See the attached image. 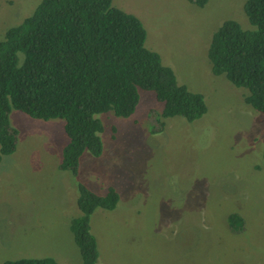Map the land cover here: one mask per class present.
<instances>
[{"label": "rangeland", "instance_id": "rangeland-1", "mask_svg": "<svg viewBox=\"0 0 264 264\" xmlns=\"http://www.w3.org/2000/svg\"><path fill=\"white\" fill-rule=\"evenodd\" d=\"M246 0H112L137 16L145 46L159 53L180 84L203 95L196 120L163 118L152 91L139 89L130 116L97 114L103 148L85 152L78 174L61 170L64 120L37 119L12 108L16 148L0 162V264L51 257L82 264L69 229L78 216V184L98 194L114 188L111 210L97 208L90 230L99 264H264V115L247 89L215 75L207 56L226 19L251 28ZM40 0H0V39ZM158 118V120H157ZM238 213L244 227L232 230Z\"/></svg>", "mask_w": 264, "mask_h": 264}, {"label": "trees", "instance_id": "trees-1", "mask_svg": "<svg viewBox=\"0 0 264 264\" xmlns=\"http://www.w3.org/2000/svg\"><path fill=\"white\" fill-rule=\"evenodd\" d=\"M187 1L200 7L207 2ZM243 9L251 28L224 20L211 35L207 56L213 74H224L233 85L247 89L245 101L264 115V0H246ZM145 40L141 20L113 6L112 0H40L0 39V162L16 148L17 130L9 122L12 108L32 118L64 120L68 141L59 168L74 175L85 152L96 157L102 153L103 124L97 114L130 116L139 89L154 93L163 118L201 117L207 110L203 95L178 83ZM262 157L264 161V151ZM77 188L80 212L69 229L82 264H99L90 216L97 208L113 209L119 196L112 187L104 194L82 183ZM227 219L232 230L244 227L238 213ZM1 264L58 263L43 257Z\"/></svg>", "mask_w": 264, "mask_h": 264}]
</instances>
